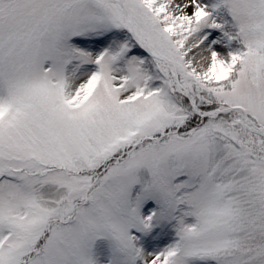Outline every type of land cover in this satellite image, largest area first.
<instances>
[{
    "label": "snow or ice",
    "instance_id": "1",
    "mask_svg": "<svg viewBox=\"0 0 264 264\" xmlns=\"http://www.w3.org/2000/svg\"><path fill=\"white\" fill-rule=\"evenodd\" d=\"M0 264H264V0H0Z\"/></svg>",
    "mask_w": 264,
    "mask_h": 264
}]
</instances>
